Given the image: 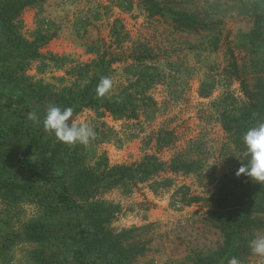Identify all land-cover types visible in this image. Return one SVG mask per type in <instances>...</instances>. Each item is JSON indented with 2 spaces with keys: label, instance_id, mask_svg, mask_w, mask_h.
I'll use <instances>...</instances> for the list:
<instances>
[{
  "label": "rangeland",
  "instance_id": "374dc122",
  "mask_svg": "<svg viewBox=\"0 0 264 264\" xmlns=\"http://www.w3.org/2000/svg\"><path fill=\"white\" fill-rule=\"evenodd\" d=\"M157 1L162 12H153L143 0H38L27 6L19 31L37 46L40 56L23 60L25 69L19 70L18 54L0 22V93L17 97L28 83L49 93L79 89L89 73L85 65L101 56L116 59L109 68V95L141 75L148 79L154 74L147 93L155 104L142 106L135 118L103 108L73 113L95 132L83 144L86 163L106 174L98 188L72 190L73 195L82 203L100 202L113 211L108 226L115 235L124 234L119 245L125 249L122 256L103 254L99 248L86 250L81 264H228L232 257L240 264H264V257L249 247L252 239L264 235V210L257 211L264 209L259 206L260 192L237 189L230 209L212 203L220 180L241 163L236 157H245L221 118L223 113L238 115L245 102L239 81L230 74L231 53L248 81L264 79V21L255 18L253 4L259 3L262 15L264 0ZM182 15L190 18L182 20ZM143 47L152 59L141 64L131 56ZM31 95L28 113L38 119L27 115L26 122L44 131V114L55 97L38 100ZM4 101L0 99V139L6 154L2 167L23 186L14 198L0 192V264H79L74 255L83 240L77 220L92 230L89 219L59 204L57 183L35 182L20 171V155L28 142L10 130L15 117L12 109L2 107ZM260 123L257 118L252 127ZM166 131L172 133L173 144L159 147L157 139ZM147 155L164 161L180 155L193 159L197 169L106 186L113 178L110 167L138 163ZM49 159L35 156V168L47 175L63 173L71 185L68 160ZM245 198L256 222L250 228L233 227L239 200ZM33 221L44 225L42 242L26 236V224ZM235 229L243 233H232L231 238L228 233ZM229 244L238 246V255H231ZM130 253L136 256L130 258Z\"/></svg>",
  "mask_w": 264,
  "mask_h": 264
},
{
  "label": "trees",
  "instance_id": "16d2710c",
  "mask_svg": "<svg viewBox=\"0 0 264 264\" xmlns=\"http://www.w3.org/2000/svg\"><path fill=\"white\" fill-rule=\"evenodd\" d=\"M38 0H0V22L3 23V28L8 36L12 39V46L16 49L18 54V69L24 70L23 60L34 59L40 56L37 46L25 40L19 31V21L22 11L27 7L37 3ZM153 10V12H162L163 8L161 3L157 0H143ZM255 5V18L264 21V13H258L257 1ZM181 16L180 18L182 19ZM186 20L190 17H185ZM184 20V19H182ZM183 22V21H181ZM49 38V37H47ZM141 52L131 56L133 60L139 63L152 59V55L147 47H143ZM233 61L229 65L230 74L234 76L240 83L241 91L244 95L245 102L242 105L238 115H231L228 113L222 114V124L224 130L229 135L235 147L244 154L246 162V148L243 144V134L248 128L252 127L253 121L257 118L264 122V79H259L254 83L248 81L246 77L241 74L240 67L234 58V53H231ZM116 59H106L101 56L99 59L88 63L85 66L88 68L87 77L84 83L78 89L73 87H65L61 92L49 93L48 91H37L35 83H28L23 88L22 93L17 97L5 96L0 93V99L4 98L5 101L2 107L13 110L15 122L10 126L12 133L18 140H26L24 151L20 155L18 167L20 171L24 172L29 179L35 182L57 183L60 191L57 194L59 204L65 209H77L79 215L85 216L89 219V224L92 228L85 226L80 218H78V234L83 240L82 247H80L74 255L75 261L79 264L82 263V257L85 255L86 250L99 248V250L106 255L115 254L122 256L124 254V246L119 245L124 234L115 235L109 228L108 224L113 211L108 210L100 202L82 203L73 195L75 190L79 193L88 192L90 187L98 186L105 180L106 174L100 173L95 167H91L85 161L83 144L68 145L60 142L54 135L45 131L28 125L26 118L30 106L28 105L27 96L43 100L52 95L55 97V104L61 107H72L74 113L79 112L82 108L90 107L94 109L103 108L112 114L119 116L137 117L138 111L142 106H149L155 104V101L147 91L151 88L154 81V74H151L148 79L142 75L135 80L130 81L128 86H125L118 91L113 92L112 95L107 94L105 97H99L96 93V86L103 77L109 76V68L112 62ZM92 72V73H91ZM13 77V75H12ZM25 78V77H22ZM29 92V93H28ZM27 94V95H26ZM29 94V95H28ZM171 132L166 131L161 133L158 137L157 143L159 147H168L173 144ZM64 154L62 157H60ZM41 156L43 159L50 158L48 162L56 160H68L69 166L73 172V180L71 185L67 181L63 173H56L47 175L35 168L33 158ZM60 158V159H59ZM105 166L109 168L108 161H104ZM6 164L5 154V141L0 139V192L7 198L15 197L17 189L23 186L10 177L5 175L3 165ZM227 175H224L220 180L214 192L212 203L217 208L230 209L234 200L237 198V189L252 190L257 189L260 192L259 206L264 207V185H260L251 181L248 177L241 175L239 178L236 176L238 168ZM112 170L113 178L107 182L108 188L115 186L124 181L145 182L150 178L156 176L161 172L170 171L173 173H190L197 169L196 162L193 159L185 158L176 155L170 161H164L157 155H147L143 160L138 163L130 165L122 164L110 167ZM253 185V187H252ZM239 211H235V217L232 221V226H245L251 227L253 222L252 212L247 205V198L239 200L237 205ZM264 209L257 211L261 212ZM256 211V212H257ZM256 220V219H255ZM259 222V220H257ZM264 224V223H262ZM264 226V225H261ZM232 233L242 234L243 230L235 229L228 235L232 238ZM26 236L33 242H42L46 238L44 225L40 221H33L26 224ZM229 244V250H233L231 255H238V246ZM120 246V250H118ZM130 258H134L136 253H130ZM40 259H43L41 254ZM41 264H45L42 263ZM90 264H95L91 262Z\"/></svg>",
  "mask_w": 264,
  "mask_h": 264
},
{
  "label": "clouds",
  "instance_id": "9594fccd",
  "mask_svg": "<svg viewBox=\"0 0 264 264\" xmlns=\"http://www.w3.org/2000/svg\"><path fill=\"white\" fill-rule=\"evenodd\" d=\"M112 87L111 78L103 77L96 86V93L99 97H105ZM73 113L72 107L58 105L48 107L42 121L44 131L68 145L89 143L95 136L94 129L87 123L78 122ZM28 119L36 121L38 118L35 113L30 112ZM242 139L246 148L247 160L245 162L234 156L241 161L236 176L239 178L244 175L254 183L264 185V122L248 128ZM249 247L254 255L264 257V235H258L252 239ZM228 264H240V261L232 257L228 260Z\"/></svg>",
  "mask_w": 264,
  "mask_h": 264
}]
</instances>
